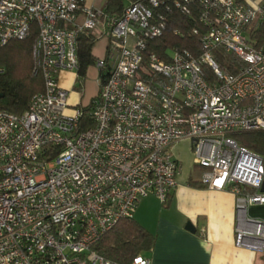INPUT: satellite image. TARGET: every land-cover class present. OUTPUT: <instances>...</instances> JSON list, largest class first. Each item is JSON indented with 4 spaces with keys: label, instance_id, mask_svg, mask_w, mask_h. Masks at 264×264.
I'll list each match as a JSON object with an SVG mask.
<instances>
[{
    "label": "built area",
    "instance_id": "1",
    "mask_svg": "<svg viewBox=\"0 0 264 264\" xmlns=\"http://www.w3.org/2000/svg\"><path fill=\"white\" fill-rule=\"evenodd\" d=\"M161 7L197 10L198 54L176 47L166 60L147 49L165 28ZM261 20L264 8L238 0H136L119 15L80 0H0V47L35 23L31 56L43 80L23 112L0 109V264H121L93 246L133 217L140 198L166 200L179 170L171 149L182 139L203 168L200 181L235 196L234 244L264 255V219L248 214L264 205V155L232 137L264 130V48L250 38ZM99 23L108 51L94 60L89 117L85 106L67 113L57 74L77 72L76 37ZM215 50L243 66L225 71Z\"/></svg>",
    "mask_w": 264,
    "mask_h": 264
},
{
    "label": "crops",
    "instance_id": "2",
    "mask_svg": "<svg viewBox=\"0 0 264 264\" xmlns=\"http://www.w3.org/2000/svg\"><path fill=\"white\" fill-rule=\"evenodd\" d=\"M82 1L85 6L104 8L107 0H100L98 4L94 0ZM241 2L250 6L264 4V0ZM81 19L79 12L78 21ZM102 30L99 23L91 32L95 38L94 58L103 57L108 51V40L100 34ZM91 70L96 73L95 82L98 84L94 63L88 66L86 74ZM57 80L67 90V113H72L76 106L88 105L81 99L82 82L79 84L76 72L60 71ZM73 90L81 91L80 96ZM171 150L179 166L176 186L164 202L151 194L140 198L133 214L136 223L153 236L150 249L139 255L148 259L149 264H264V255L234 244L235 196L228 189H210L200 181L203 168L194 160L191 141L182 139ZM251 207L252 210L254 207L261 209L264 205L250 206L248 214L253 216L249 213ZM187 222L193 231L186 228Z\"/></svg>",
    "mask_w": 264,
    "mask_h": 264
},
{
    "label": "trees",
    "instance_id": "3",
    "mask_svg": "<svg viewBox=\"0 0 264 264\" xmlns=\"http://www.w3.org/2000/svg\"><path fill=\"white\" fill-rule=\"evenodd\" d=\"M136 0H107L104 10L110 14H121L124 7ZM241 2V0H238ZM83 4V1L80 0ZM264 8V4L261 6ZM165 16V28L159 38L147 41V49L155 51L164 59H168L164 54L165 50L179 48L187 49L194 54H198V35L193 34V28L202 31L201 25L197 22V10L192 9L191 14H186L178 9L171 8L165 11L163 7L157 9ZM37 36L35 23L31 24L30 32L24 39H13L0 47V109H5L13 113L23 112L30 97L43 89V80L39 73H34V63L31 58L32 44ZM251 43L256 48H264V20L255 25L251 31ZM92 33H80L76 37L77 57L79 67L77 79L82 82L88 66L94 63L92 47L94 44ZM213 56L219 66L227 72L233 73L243 66V61L233 53L215 50ZM205 78L213 79V73L207 66H203ZM85 117L90 111L89 105L85 106ZM85 125L90 124L89 118L85 119ZM234 140L254 151L259 155H264V130L260 131H239L232 134ZM153 243V236L144 230L132 218L122 219L110 230L102 235L95 243L93 249L104 257L121 264H128L132 258L143 251L150 249Z\"/></svg>",
    "mask_w": 264,
    "mask_h": 264
},
{
    "label": "rangeland",
    "instance_id": "4",
    "mask_svg": "<svg viewBox=\"0 0 264 264\" xmlns=\"http://www.w3.org/2000/svg\"><path fill=\"white\" fill-rule=\"evenodd\" d=\"M100 0H94V3H99ZM32 58V56H31ZM33 62V60H32ZM96 73L94 72V70L89 71L87 74H85L83 80H82V93H83V97L81 98L83 101H85L86 103H90L92 100V96L94 94H96V92L98 91V84L95 82V75ZM72 92V91H71ZM76 92L78 96H80V92L81 91H76L73 90V93ZM92 94V96L88 97V95ZM83 104V103H82ZM255 209L252 210V207L250 208V214L252 213L253 216L252 217H258L261 219H264L262 217H264V208L260 207H254Z\"/></svg>",
    "mask_w": 264,
    "mask_h": 264
},
{
    "label": "water",
    "instance_id": "5",
    "mask_svg": "<svg viewBox=\"0 0 264 264\" xmlns=\"http://www.w3.org/2000/svg\"><path fill=\"white\" fill-rule=\"evenodd\" d=\"M2 94H0L1 96ZM186 228H188L189 230L193 231L194 229L192 228V225L190 223H186Z\"/></svg>",
    "mask_w": 264,
    "mask_h": 264
}]
</instances>
